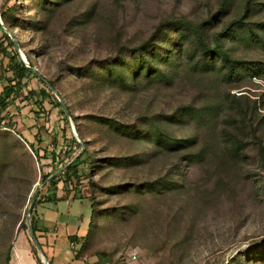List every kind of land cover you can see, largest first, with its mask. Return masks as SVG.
Returning a JSON list of instances; mask_svg holds the SVG:
<instances>
[{
    "label": "rangeland",
    "instance_id": "obj_1",
    "mask_svg": "<svg viewBox=\"0 0 264 264\" xmlns=\"http://www.w3.org/2000/svg\"><path fill=\"white\" fill-rule=\"evenodd\" d=\"M0 24L52 86L39 156L33 101L0 107V264H46L42 213L111 264H264V0H0ZM76 156L78 198L47 201Z\"/></svg>",
    "mask_w": 264,
    "mask_h": 264
},
{
    "label": "trees",
    "instance_id": "obj_2",
    "mask_svg": "<svg viewBox=\"0 0 264 264\" xmlns=\"http://www.w3.org/2000/svg\"><path fill=\"white\" fill-rule=\"evenodd\" d=\"M0 60L1 62H3L4 60H6V67L12 71V76L11 78L8 80V83L3 87L2 93L0 94V107L1 108H6L7 106V101L8 99L11 98V100L13 98L19 97L20 100H27L30 101L32 100L34 105L38 108V111H44V107H43V101L45 100V98L47 97L45 91H36L35 89H28L26 92L21 93V90H23V88L26 87V83L28 81V79L33 78V77H37L31 70H30V65H26L20 58V55L17 51V49L14 47L13 41L10 38V36L7 34V32H5L0 24ZM201 47L207 51L210 50V47L202 40L200 39L199 41ZM9 46H13L14 47V51L10 50ZM10 51V52H9ZM49 88L52 89L51 86V82L46 81L45 82ZM57 107L59 108L63 119H65V123L66 121L68 122L67 116L65 115V111L62 107V104L60 102H57ZM1 124V121H0ZM0 127H7L10 128L11 127V123L7 122V123H3L0 125ZM53 135V139H52V144L55 145L56 141H58L57 138V134L56 133H52ZM19 136L20 133H19ZM22 139H24L21 136ZM35 139L40 142L41 139L38 135V133L35 135ZM26 141V140H25ZM78 145L77 140L75 139V137H73L72 135H70V137L67 140V147L69 148L68 152H72L73 151V146ZM29 147L31 148V150L33 151V153L35 154V156H39V152L38 150L34 149V147L32 145L29 144ZM55 152V151H54ZM46 152H44V155L46 156ZM58 154V153H56ZM50 157L52 158V160L54 161L55 154L54 153H50ZM79 163V157L76 156L74 159H70L68 162H66L63 167H60L58 169H56L54 172H56L57 170H60L61 172H63V174L65 175L64 179L62 180L61 175L58 173L57 175H53V173H49V174H42V181H46L48 180L51 187L56 188L57 184L59 181L63 182L64 185V189H63V193L60 197H57V191L58 188L56 189V191L53 192V194L51 196L48 197L47 201H59V200H65L68 198V188L67 186L69 185L71 187V184L74 180V177L77 176V166ZM64 169V170H63ZM55 190V189H54ZM72 199H77L78 196L77 194L74 195L72 194L71 196ZM35 204L39 203V193L37 194L36 200H35ZM34 204V205H35ZM22 224V222H21ZM32 231H33V235L35 236V232L37 231L36 228H34V226H31ZM79 237L76 234L70 235L69 239L71 241H76ZM9 257V255L7 256V258ZM37 264H42L38 258H36Z\"/></svg>",
    "mask_w": 264,
    "mask_h": 264
},
{
    "label": "crops",
    "instance_id": "obj_3",
    "mask_svg": "<svg viewBox=\"0 0 264 264\" xmlns=\"http://www.w3.org/2000/svg\"><path fill=\"white\" fill-rule=\"evenodd\" d=\"M2 64H3V67H5V69L9 70L6 67V60H4ZM0 65H1V62H0ZM4 76H6V78H4ZM4 76L0 75V94L2 93L3 87L8 83V80L11 78L12 71L9 70L7 73L5 72ZM34 78L38 80L37 77L28 79L26 85H29L28 83L32 82V85H31L32 87L31 88L25 87L27 90L36 89V86L33 85ZM18 99L20 100L19 97H17V100ZM26 102H32V100L30 101L21 100L20 103L16 102L15 104L23 105ZM9 107L10 106L7 105L5 109L9 110L8 109ZM43 107H44V111H38V108L36 106L32 107L30 105V108H31L30 110L33 113V116L35 117L36 122L33 123V125H30V126L27 125L28 128L27 127H24V128L25 130L28 131V134L31 135V138L28 137V135H26L25 130L21 131L19 129L20 128L19 125L17 124L13 125V128L19 131L20 135L24 138L22 139L21 136H19L24 141V143L28 145V147H29V144L32 145L34 149L42 146V144L45 142L43 131L47 127V123L44 122V118H42V116L44 115L43 112H46L48 114L50 112V108L45 105L44 101H43ZM18 111L21 112L22 109H19ZM58 111H60L59 108H58ZM10 114H13V112ZM9 116H12V115H9ZM12 118L14 119V117ZM37 133L41 139L40 142H38L35 139V135ZM54 133L57 134V131H55V129H54ZM56 193H57V197H60L62 195V194H58V191ZM65 200H72L71 195H68V198ZM48 220L49 219L45 216V214L42 213V216L36 219V222H37V228H38L37 232L39 233L38 235L39 244L41 245V248L43 249L44 254L47 257L49 264H111L110 261L106 257L83 251L80 248L81 243L78 242L77 240L71 241L68 239V236L76 234L80 240V236L83 235L82 234L83 231H79V229H77L72 233L63 234L59 232V227L56 224L54 225H52L51 223L46 224ZM25 241L27 243L28 250H29V245H28L26 238H25ZM70 242L75 243L74 250L70 249V246H69ZM13 255L16 260L18 259L24 260V261L26 260L27 256H26L24 242L19 241L17 246L14 248Z\"/></svg>",
    "mask_w": 264,
    "mask_h": 264
},
{
    "label": "water",
    "instance_id": "obj_4",
    "mask_svg": "<svg viewBox=\"0 0 264 264\" xmlns=\"http://www.w3.org/2000/svg\"><path fill=\"white\" fill-rule=\"evenodd\" d=\"M14 45H15V48L18 50V44H17L16 42H14ZM30 70H31V71L37 76L38 79H41L42 81L46 82V80H45V78L43 77V75H41V74H40V73H39L34 67H30ZM62 107H63V109H64V111H65V115L68 116V113H67V110H66V107L64 106V104H62ZM37 194H38V192L36 191V192L33 194V196H32L31 203H30V205H29V207H28V210H27V211H28V214H29L30 211H31V207H32V205H33V201L36 199ZM28 216H29V215H27V219H28ZM29 230H30V232H31V235H32L33 239L37 242L36 237L33 235L32 228L30 227ZM46 264H49V263H48V260L46 261Z\"/></svg>",
    "mask_w": 264,
    "mask_h": 264
},
{
    "label": "built area",
    "instance_id": "obj_5",
    "mask_svg": "<svg viewBox=\"0 0 264 264\" xmlns=\"http://www.w3.org/2000/svg\"><path fill=\"white\" fill-rule=\"evenodd\" d=\"M17 51L20 52L19 55H20L21 60H22L26 65H28V61H27L25 55H24L19 49H18ZM70 123H71V121H70ZM71 131L73 132V134H74V136H75V129H74V126L72 125V123H71ZM76 140L78 141V138H77V137H76ZM69 246H70V249H72V250L75 249V243H74V242H70Z\"/></svg>",
    "mask_w": 264,
    "mask_h": 264
}]
</instances>
